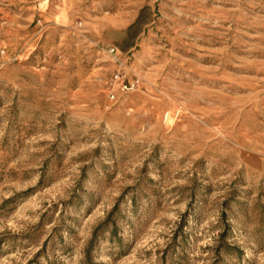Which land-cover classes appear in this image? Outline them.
<instances>
[{"label":"rangeland","instance_id":"obj_1","mask_svg":"<svg viewBox=\"0 0 264 264\" xmlns=\"http://www.w3.org/2000/svg\"><path fill=\"white\" fill-rule=\"evenodd\" d=\"M0 264H264V0H0Z\"/></svg>","mask_w":264,"mask_h":264},{"label":"built area","instance_id":"obj_2","mask_svg":"<svg viewBox=\"0 0 264 264\" xmlns=\"http://www.w3.org/2000/svg\"><path fill=\"white\" fill-rule=\"evenodd\" d=\"M2 52H4L2 50ZM118 50L115 47H111L108 50V53L113 56V60L115 62H121L120 59L118 58ZM140 78H134L130 79V77L124 73L122 70H118L114 73L113 78L111 80V87L117 88V90L123 94L129 93V92H134L137 91L140 87ZM111 96L114 99L115 94L111 92Z\"/></svg>","mask_w":264,"mask_h":264}]
</instances>
